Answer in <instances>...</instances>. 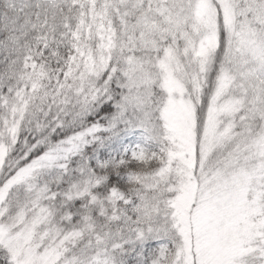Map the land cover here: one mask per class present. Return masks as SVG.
I'll return each instance as SVG.
<instances>
[{
	"label": "snow or ice",
	"instance_id": "snow-or-ice-1",
	"mask_svg": "<svg viewBox=\"0 0 264 264\" xmlns=\"http://www.w3.org/2000/svg\"><path fill=\"white\" fill-rule=\"evenodd\" d=\"M0 264H264V0H0Z\"/></svg>",
	"mask_w": 264,
	"mask_h": 264
}]
</instances>
